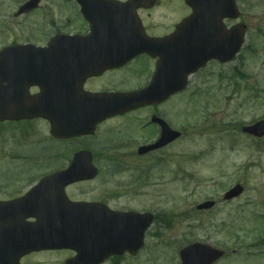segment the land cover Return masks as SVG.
<instances>
[{
  "label": "rangeland",
  "instance_id": "1",
  "mask_svg": "<svg viewBox=\"0 0 264 264\" xmlns=\"http://www.w3.org/2000/svg\"><path fill=\"white\" fill-rule=\"evenodd\" d=\"M17 4V0H0L4 18L0 36L9 37L6 40L30 34L33 25L30 17L12 18ZM237 4L239 19L247 27L239 54L229 63H209L190 78L188 90L158 108L174 129L182 130L175 143L151 155L135 153L133 144L152 137L146 134L149 127L143 132L130 128L147 121L151 110H146L108 119L93 136L66 143L48 142L44 126L34 123L40 136L33 137L37 146L48 144L53 150L47 156H42L44 150H33L34 158L23 157L19 152L23 155L28 148L24 145L17 151V124L4 123L0 125V197L17 196L25 186L17 185V179L24 178V168L35 175L49 169L50 163H68L75 149H88L100 173L90 184L77 186L73 195L103 200L112 210L154 215L136 255L109 258L103 264H180L179 249L196 241L225 250L215 264H264V137L241 132L242 126L264 118V0H237ZM184 6H175L173 13L181 15ZM63 14L62 9H50L55 26L61 24ZM144 63L140 59L135 65L137 73L145 74ZM128 75L130 79L127 70L112 78L106 75L95 87L128 89L140 81L138 75ZM236 183L243 192L224 202L222 194ZM207 199L216 201L214 208L195 209ZM72 254L41 251L20 260L22 264H65Z\"/></svg>",
  "mask_w": 264,
  "mask_h": 264
},
{
  "label": "flooded vegetation",
  "instance_id": "2",
  "mask_svg": "<svg viewBox=\"0 0 264 264\" xmlns=\"http://www.w3.org/2000/svg\"><path fill=\"white\" fill-rule=\"evenodd\" d=\"M29 1L28 7L21 8ZM17 2V9L13 10L12 18L22 21L30 17L33 19L32 29L30 27V34L28 35L10 36L9 40H6L9 37L0 36V51L6 47H17V90L24 89L27 93V98L45 97L46 100L43 101L35 100L36 104L42 103V105H46V108L38 110L42 115L44 112L48 114L55 97L54 91H61L59 100L55 99V102L58 109H63L65 105L70 104L69 92L71 90L78 94L82 90L91 93H118L142 89L149 85L156 70L159 60L156 55L157 49H163L164 51L174 50L176 54L180 55L190 42L203 41L205 38L215 41L221 34L227 32L232 25L240 21L239 19L235 21L223 19L215 22L209 20L206 23L204 21H186V18L192 12V8L185 0H17ZM181 4L182 6L185 5L186 10L184 13L181 15L173 13V8L175 6L178 8V5L181 6ZM51 8H59L64 12L61 18L62 22L58 26H55V21L53 22L49 17ZM19 11L22 12L19 13ZM156 12H158V18L154 19ZM167 17L175 18L172 21H167ZM3 19L0 16V34L3 33L1 30L4 25ZM205 24L209 25L210 28L205 29L203 27ZM154 40L163 41L157 47L153 44ZM132 41L138 42V45H125L126 42ZM127 49L136 54H132V56L127 53L123 54L122 52ZM122 57L126 59L121 60ZM140 59H144L147 62L144 63L143 71L145 74L137 73L135 65ZM211 62L222 65L218 60H211L196 73L204 70ZM121 70H127L129 79L130 75L128 74L130 73L138 75L140 81L128 89L117 88L109 90L95 87L97 83L105 79L106 75H111L112 78ZM33 73L37 75H33ZM179 94L176 93L168 99L154 102L150 105L137 106L125 110L119 115L115 114L111 118L108 117L97 124L95 132L108 119L132 116L133 114L151 110L148 113L146 122L136 123L134 126L130 125V128L137 131L141 129L140 132H143L144 129L149 127L146 134L152 133L153 138L151 137L145 143L133 144V146L135 145L133 148L135 153L141 157L161 151L175 143L179 138H174L161 147L145 154H138L139 147L154 143L160 138L162 126L156 119L164 120L169 128L176 130L165 117L160 116L158 108L168 102L170 98ZM71 102L76 103L77 101L71 100ZM17 104H21V102H17ZM13 123L17 124V151H21L24 145H27L28 148L26 149L28 151L24 152L23 155L19 152V156L23 157H31L33 150L38 152L39 150H44L41 153L43 154L42 156L51 154L50 152L53 150L48 144H45V147L37 146L38 143L34 141L33 137L40 136L37 135V132L32 127L34 123L38 126H44L47 140L50 143H66L76 139L91 137V135L75 138L54 137L50 132V121L47 118L44 119L41 115L31 119H18L17 122ZM135 125L137 126L135 127ZM23 132L27 135H22ZM83 149L78 148L72 152ZM32 157L34 158V156ZM48 165L50 166L49 169L38 172L35 175H29V170L24 168L26 171L23 175L24 178L17 179V185L23 184L25 186L17 190V196L14 193V195L0 197V199L18 198L32 188L33 191L27 206L17 207V215L25 213L22 218L29 221H34L37 217L47 218L52 211L53 214L66 215L69 213L65 211L66 207L61 202L62 199L60 200L55 195L50 196L49 194L51 193L59 195L64 192L68 199L74 202H99L106 204L103 200H97L85 194L81 197L73 195L77 186H86L95 180L100 173L98 167V173L92 180L77 181L62 187V189H51L47 186L54 185V181L41 183V179L54 172L58 173V171L66 169L69 164L58 166L50 163ZM39 184H44V186L42 187ZM48 195L54 198L55 202H49Z\"/></svg>",
  "mask_w": 264,
  "mask_h": 264
},
{
  "label": "water",
  "instance_id": "3",
  "mask_svg": "<svg viewBox=\"0 0 264 264\" xmlns=\"http://www.w3.org/2000/svg\"><path fill=\"white\" fill-rule=\"evenodd\" d=\"M193 3L196 7L199 5L196 0H193ZM222 3L224 16L233 18L237 16L233 0H223ZM214 4L215 1L213 0L209 2L205 9V15L209 14ZM193 18L196 19L198 16ZM243 29V25L232 27L230 39H224V47H221V50L206 49V47L203 50L202 47L203 44L206 45L205 42L197 40V42L193 41L188 44L186 54L178 56L172 52L170 59L175 60L173 61L178 65L177 67H179V64L183 66L181 72L175 76L176 85L174 82L170 86L167 85L171 81L170 73H166L168 77L165 80L157 82V79H154L148 88L139 92L101 95L100 98L105 102H101L98 106L102 109L98 118L94 116H88L85 120L82 118L77 120L69 118L64 121L60 120L62 122L51 119L53 132L55 133L61 125V131L68 136L90 134L93 132L96 123L105 116L115 112L119 113V111L136 104L164 99L175 92L177 88H182L187 73L202 66L206 60L218 57L221 61H225L231 58L242 41ZM199 49L203 52L201 53ZM3 62L2 66L5 69L0 70V79L1 77H15L17 75L15 60L5 58L2 60ZM165 65L171 67L168 61ZM15 83L17 81L12 85H15ZM0 91L2 95H5L4 100L1 101L0 99V121L34 116L35 106L23 105L22 108L17 109V88L2 87ZM86 98L88 96H85V100ZM243 131L254 136H263L264 120L243 127ZM171 136L173 137V134ZM159 145L157 143L152 147L141 148L139 152H145ZM95 174L96 169L92 165L90 154L88 152H78L74 155L70 167L58 173L57 178L61 181L60 184L65 185L76 180L90 179ZM240 191L241 188L237 186L229 191L226 197L231 198L239 195ZM92 205L77 203L74 206L75 211L73 212L75 213L67 218L57 217L46 220L38 218L36 223L28 224L24 223L22 218L17 220V199L0 202V264H19L20 257L31 251L59 249L61 247L76 252L73 258L66 261L67 264H99L110 255H121L125 251L131 254L136 253L143 244L144 232L152 222V215L145 212L144 214L134 212L112 213V211ZM212 205V202L207 201L197 208L208 209ZM221 255V250L199 243H194L180 251L182 264H210Z\"/></svg>",
  "mask_w": 264,
  "mask_h": 264
}]
</instances>
